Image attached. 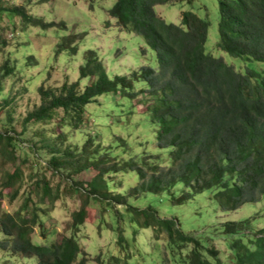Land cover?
Here are the masks:
<instances>
[{
    "label": "trees",
    "instance_id": "16d2710c",
    "mask_svg": "<svg viewBox=\"0 0 264 264\" xmlns=\"http://www.w3.org/2000/svg\"><path fill=\"white\" fill-rule=\"evenodd\" d=\"M180 1L192 3L114 0L107 9L114 25L141 39L143 56L152 50L154 65L143 63L110 76L94 60L95 53L86 49L87 65L78 69L79 80H90L83 90L78 80L58 89L44 82L37 88L40 103L21 119L14 117L18 102L2 95L0 185L8 189L9 204L21 199L13 211L0 201V251H7L8 245L12 251L7 261L15 256L21 264H87L78 232L90 208L97 210L98 230L104 223L116 239L114 250L96 256L97 264L128 263L125 251L117 253L118 246H141L137 237L143 230L164 242H156L154 257L143 264H264V227L255 229L254 217L215 227V235L229 248V255L221 259L208 244L212 236L184 232L176 215H162L152 202L154 195L165 194L171 204L182 205L204 195L227 212L264 200V0H218L215 46L236 58L235 64L213 54V48L207 51L209 23L192 10L181 11L179 23L157 14V6ZM3 13L11 24L18 17L43 29L55 25L29 14L22 5L0 0V16ZM74 39L67 38L69 51L75 52ZM8 43L0 34V46ZM16 67L7 62L0 66V94L6 81H11L10 87L18 81H13ZM105 122L110 128L103 129L109 132L112 126L150 127L153 140L136 142L141 147L137 152L119 135L102 147L104 141L95 142L102 130L92 129V124ZM71 130L87 131L81 147L68 144ZM41 168L53 176H39ZM89 168L94 171L90 179L72 180ZM122 175L135 183L117 191L124 182L117 176ZM55 176L65 184L60 179L53 183ZM73 192L77 208L66 232L52 240L56 227L48 231L43 218L62 194ZM140 198L145 205L135 203ZM36 228L41 241L32 237Z\"/></svg>",
    "mask_w": 264,
    "mask_h": 264
},
{
    "label": "rangeland",
    "instance_id": "374dc122",
    "mask_svg": "<svg viewBox=\"0 0 264 264\" xmlns=\"http://www.w3.org/2000/svg\"><path fill=\"white\" fill-rule=\"evenodd\" d=\"M5 1L7 4L22 5L26 12L41 16L44 22H55V25L43 29L40 26L35 27L23 22L18 17H14V23L11 24L4 13L0 16V34L9 41L6 46H0V66L7 62L9 64L14 63L18 68V72L13 79L14 81L17 78L18 81H12L13 85L11 87V81H6V85L0 94V103L3 100L2 95L13 97L18 102V107L14 112L16 119L23 118L27 110H32L40 103L37 88L44 82L51 88L58 89L63 83L69 84L78 80V89L83 90L90 80H79L78 69L79 66L87 65L88 61L83 58V52L86 49L95 53L96 59L94 60L101 63L110 76L126 74L143 63L154 65L152 50L149 51V54L143 56L140 52V46L143 45L141 39L134 34L124 33L123 30L114 25L115 19L108 17L107 9L111 7L114 0H31V3L28 0ZM103 4L104 7H102ZM184 10H192L208 21L207 51L208 48H213V54H221L225 61L235 64L236 58L227 53L219 52L215 46L217 40L216 23L219 17L218 0H192L191 4L180 1L173 5H159L156 7L157 14L166 21L173 23L180 22V12ZM58 24L59 26H57ZM69 37L72 40L75 38L73 42L77 45L75 46V52L71 49L69 51L67 40ZM250 66L258 68L260 64L250 63ZM24 89L26 92L23 91ZM111 99L114 100V96ZM98 100L101 103H107L102 98ZM138 108L141 109V106H138ZM134 118L136 119L137 116ZM93 126L98 130H102L101 136L96 135L95 138V142L104 141L102 147L106 146L110 139L119 135L126 139L133 146L134 151L137 152L141 147L138 148L136 142L143 141L145 143L146 140L152 141L154 137V131L150 127L137 126L123 130L118 126H112V131L109 132L104 131V129L110 128L108 122L98 126L92 124V129ZM48 128L49 131L54 130L52 126ZM70 135L68 144L77 145L78 147H81L88 137L86 130H71ZM25 142L29 143L30 141L27 138ZM10 166V164H7V168L10 169ZM93 174L92 169H85L80 173H75L72 180H88ZM38 175L41 177L53 176L48 168H41ZM118 177L122 178L124 182L121 188L116 189L117 191L135 183V180L131 177L125 175ZM59 179L65 184V181L58 176L53 178V183H57ZM1 191L3 197L0 198V201L4 209L8 211L15 210L21 201L20 197L9 204V200L5 195L8 189L0 185V193ZM153 197V205L156 206L158 211L162 215H176L184 232L201 237L205 235L212 236L213 238L208 241V244L211 248L218 250L221 259L229 255V248L225 239L216 236L214 233V229L218 224L227 220H239L252 216L254 217L252 225L255 229L264 227V200L245 203L236 210L223 212L216 206L214 207L204 195L197 196L193 203L188 202L182 205L171 204L165 194L154 195ZM135 203L145 205L146 201L140 198ZM77 205L78 201L74 199V192L73 196L68 193L62 194L48 216L43 218L48 231L56 227L57 233L51 235L50 239L56 240L61 236L59 233L66 232L65 228L71 221V213L77 208ZM86 211L85 225H81L78 236L83 250L87 253L84 254L88 260L87 264H97L96 256L101 254V257L114 250L116 239L114 232L109 230L104 223L101 224L98 230L95 219L97 217L96 209L87 208ZM103 220L107 221L108 216H105ZM34 233L35 235H32L33 239L41 241V230L36 228ZM137 241L141 243V246L136 244L133 248L129 247L125 250H121V247L118 246L117 253L122 255L125 251L126 261L130 264L147 262L154 257L156 242L161 245L164 243L162 240H153L152 233L149 230H143L137 237ZM9 247L8 245L7 251H0V264L2 262L7 264L18 263L15 256H10L7 261L6 256L11 255L12 252ZM18 264H21V260Z\"/></svg>",
    "mask_w": 264,
    "mask_h": 264
},
{
    "label": "clouds",
    "instance_id": "9594fccd",
    "mask_svg": "<svg viewBox=\"0 0 264 264\" xmlns=\"http://www.w3.org/2000/svg\"><path fill=\"white\" fill-rule=\"evenodd\" d=\"M5 4H6V1L4 0Z\"/></svg>",
    "mask_w": 264,
    "mask_h": 264
}]
</instances>
